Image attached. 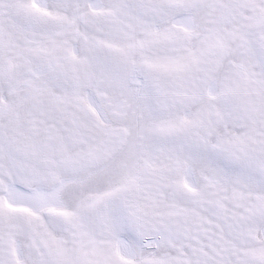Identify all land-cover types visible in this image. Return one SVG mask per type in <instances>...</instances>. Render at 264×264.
<instances>
[{"label":"snow or ice","instance_id":"obj_1","mask_svg":"<svg viewBox=\"0 0 264 264\" xmlns=\"http://www.w3.org/2000/svg\"><path fill=\"white\" fill-rule=\"evenodd\" d=\"M0 264H264V0H0Z\"/></svg>","mask_w":264,"mask_h":264}]
</instances>
